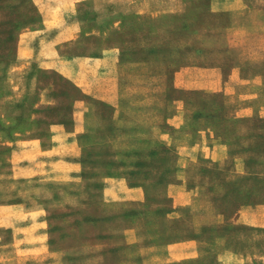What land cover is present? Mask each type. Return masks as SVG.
Returning a JSON list of instances; mask_svg holds the SVG:
<instances>
[{"label": "crops", "instance_id": "obj_1", "mask_svg": "<svg viewBox=\"0 0 264 264\" xmlns=\"http://www.w3.org/2000/svg\"><path fill=\"white\" fill-rule=\"evenodd\" d=\"M86 1L140 15L187 9L182 0H34L43 15L37 27L56 31L37 46L24 40L0 81V254L78 256L87 264H264V247L251 236L264 233V203L226 215L210 191L227 168L205 162L220 163L226 145L213 136L207 145L190 142L191 123L172 116L182 105L166 96V75L147 58L97 48L107 39L89 23ZM229 9L227 40L215 50L234 56L227 91L249 94L264 76V1ZM220 68L183 70H198L195 77L221 90ZM242 158L226 179L255 177Z\"/></svg>", "mask_w": 264, "mask_h": 264}, {"label": "rangeland", "instance_id": "obj_2", "mask_svg": "<svg viewBox=\"0 0 264 264\" xmlns=\"http://www.w3.org/2000/svg\"><path fill=\"white\" fill-rule=\"evenodd\" d=\"M263 1L182 0L186 10L143 15L122 13V6L118 3L106 8L88 1L81 4L92 16L89 23L102 27L101 33L105 31L107 43L97 48L112 46L124 51L126 57L147 58L153 70L166 75V96L173 97L176 106L182 105L180 112H175L176 116L171 114L191 123V143H196V146L200 143L207 145L213 136L219 137L220 143L226 145L228 156L220 163L205 162L209 166L227 168L225 174H216L218 178H213L214 184L210 186V191L221 196L218 208L226 215L234 214L243 205L264 203V76L261 86H254L255 90L249 87L248 91L252 90V93H229L227 90L233 81L228 73L234 56L215 49L222 48L227 40L228 31L225 27L229 22V8L242 4L260 6ZM94 9L99 11H92ZM53 14L56 17L57 14ZM42 17L34 0H0V81H3L7 63L18 57V50H21L24 40L30 39L37 46L38 39L48 38L56 31L38 28L36 23ZM66 49H69L68 44L62 47V50ZM218 58L224 61L215 62L214 59ZM210 65L221 67L218 77L221 90L216 89L214 83H204L195 77L199 74L198 70H183L189 66ZM261 67L264 71V62ZM184 73L191 77L185 78ZM248 106L252 110L250 114L245 113V107ZM236 157L238 161L243 157L250 170L256 172L254 178L236 176L232 181L225 178L234 163H238ZM6 232L2 230L4 237L7 236ZM253 233L251 236L256 237V245L264 247V233ZM249 241L252 242V239ZM259 254L257 258L261 257ZM61 257L48 255L47 260H42L33 255L0 254L3 264L88 263L78 256H64V262Z\"/></svg>", "mask_w": 264, "mask_h": 264}, {"label": "trees", "instance_id": "obj_3", "mask_svg": "<svg viewBox=\"0 0 264 264\" xmlns=\"http://www.w3.org/2000/svg\"><path fill=\"white\" fill-rule=\"evenodd\" d=\"M159 148L164 151L169 150V148L165 146L164 144H159Z\"/></svg>", "mask_w": 264, "mask_h": 264}]
</instances>
